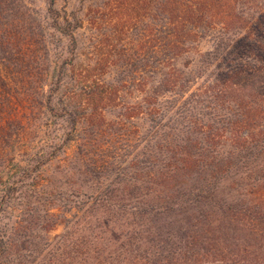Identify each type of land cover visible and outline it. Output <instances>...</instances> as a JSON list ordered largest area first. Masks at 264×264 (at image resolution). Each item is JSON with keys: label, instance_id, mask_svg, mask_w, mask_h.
I'll return each mask as SVG.
<instances>
[{"label": "trees", "instance_id": "1", "mask_svg": "<svg viewBox=\"0 0 264 264\" xmlns=\"http://www.w3.org/2000/svg\"><path fill=\"white\" fill-rule=\"evenodd\" d=\"M93 1L91 48L97 15L139 48L122 47L115 82L94 52L73 84L61 67L49 85L42 103L62 138L0 188V264H264V0ZM47 12L74 69L83 19L53 0ZM12 52L0 40L2 59ZM77 135L69 189L15 208L20 178Z\"/></svg>", "mask_w": 264, "mask_h": 264}, {"label": "rangeland", "instance_id": "2", "mask_svg": "<svg viewBox=\"0 0 264 264\" xmlns=\"http://www.w3.org/2000/svg\"><path fill=\"white\" fill-rule=\"evenodd\" d=\"M49 1L0 0V40L5 39V43L11 45L14 54L4 59L0 55V179H2L0 188L12 179L22 176L25 166L35 161L39 153L45 150L47 143L62 138L57 127L59 122L45 111L42 103L44 94L61 67L69 83L73 84V78L79 70L82 72L88 63H94L96 58L93 53L97 52L100 76L102 79L115 82L116 72L121 69L122 64V69L129 67L123 61L124 50L128 47L132 51L139 48V40L134 37V32L131 33L130 39L126 36L121 41L123 33L114 32L112 25H107L110 21H107L106 16L97 15L99 21L95 33L99 37L97 41L99 46L97 51L92 49L91 37L94 32L87 18L96 11L95 1L53 0L54 8L63 19H71L74 14L83 19L82 26L76 32L79 44L75 50L76 65L73 69L67 62L70 58L67 39L52 29L47 12ZM24 6L28 8L25 9ZM30 12V16L27 15ZM208 47L207 39L199 41V49L204 50ZM10 49L6 50L7 53ZM125 88H129V85L128 87L125 85ZM69 90L70 88L66 87L64 94L69 95ZM135 95L138 94L135 92L131 96L126 95L127 101H132ZM118 103L119 100L116 104ZM111 118V115H107V119ZM109 133L111 132L102 135L103 139L100 138L98 142L106 145L104 141L106 135L109 137ZM79 140L77 135L65 144L64 154L39 171L31 173L29 177L20 178L22 182L19 188L22 194L11 202L15 208L20 207L18 203H38L37 205L49 203L46 193L69 189L73 176L65 175L63 169L69 165ZM52 212L60 214L62 210L56 206ZM65 214L70 216L68 213ZM63 227V222L59 220L49 232V238L61 234Z\"/></svg>", "mask_w": 264, "mask_h": 264}]
</instances>
